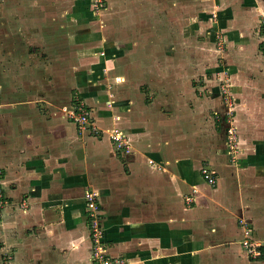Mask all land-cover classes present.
Here are the masks:
<instances>
[{
	"label": "crops",
	"instance_id": "0c3cea01",
	"mask_svg": "<svg viewBox=\"0 0 264 264\" xmlns=\"http://www.w3.org/2000/svg\"><path fill=\"white\" fill-rule=\"evenodd\" d=\"M108 6L110 15L91 22L90 0H0L7 198L0 264H88L90 189L100 195L109 256L131 264H264L242 247L249 231L264 249V0H108ZM213 13L232 40L226 51L237 104L235 161L220 121L219 85L206 78L195 88L188 68L169 67L175 58L186 63L188 40L206 41ZM191 14L196 21L188 24ZM196 22H205L204 32L195 33ZM153 65L162 71L167 65V81L150 80ZM75 95L92 109L98 134L66 116ZM116 126L128 136L130 153L114 148L108 129ZM203 167L217 173L216 186L204 180Z\"/></svg>",
	"mask_w": 264,
	"mask_h": 264
},
{
	"label": "rangeland",
	"instance_id": "374dc122",
	"mask_svg": "<svg viewBox=\"0 0 264 264\" xmlns=\"http://www.w3.org/2000/svg\"><path fill=\"white\" fill-rule=\"evenodd\" d=\"M95 1L96 0H90V11H91L92 16H93L92 18H96V19H92L93 21H91V22H101L98 20L99 17H101L102 15L104 16L106 14L110 15V13H108L110 10V8H108L109 7L108 6V0H106L107 4L105 5V7H100L98 10L95 7L96 6ZM138 1H141V0H138ZM218 15H219L218 13L212 14L211 19H212L214 28H213V31L211 30L212 32L209 33L208 37L210 39L206 36V39H205L206 41L204 43H201V44L199 42L195 43L193 38L188 40L189 42L186 43V49L188 51L189 56H187V59L185 60L186 63L178 65V60H177L178 58H175V59H172L169 67H171V72L174 71L173 67H176V66H178L177 70H179V72H181V70H182V69H180L181 66L188 68L190 70V71L188 70V72H191L189 79L190 80L193 79L195 82V85H197L195 88L205 84L204 81L206 80V78L207 79H209V78L213 79V81H216V83L219 85V89L221 91L222 100H223V104H224V108H225V113L223 114V118H222V120L220 119V121L221 122H223V120L225 121L224 123H222V126L224 127V131H225L224 135L226 138L227 153L231 156V160L235 161L237 154H238V151L240 150L239 137H238L237 128H236V125L234 122L237 104H236V101H235L233 95H231L229 97L223 96V95H225V94H223V92H225V93L227 92L226 93L227 95L229 92L232 93V88L231 87L228 88V87H226V85L224 83H222V82H226V84L231 85V82L229 81V79H230L229 73H231L233 65H231L230 61L228 60V55H227L228 52L226 51V49H227V46H230V44L232 43L231 42L232 40H230L229 38H226L224 36V34L222 33V31L218 28L219 26L217 24L220 23V22H218V21H220L218 19L219 18ZM192 16L193 15L191 14L190 15V21L191 22H187L188 24H193L196 21V20H194L195 18H193ZM125 17H127L126 19L129 20L130 17H132V14L130 13V15H129L127 13V15ZM109 18H111V17H109ZM196 23H198L199 26H197L198 29L196 30L195 33H197V31H199V32L203 31L204 32V29L206 28V26L203 24H205V22L204 23L196 22ZM110 33H111V31H110ZM175 38H176V34L172 33L171 41L173 43H175L176 47H178L177 46V40ZM196 39L198 40V38H196ZM262 43H263V49H264V37H263ZM231 49L232 48L230 47L229 51ZM231 52H232L231 56H233V55L235 56V52L233 50H231ZM166 66L167 65H165V67L163 68V71H162V68L156 70L155 66L153 65V67H152L153 70H151L152 74L150 76V78H151L150 80L153 79V81H155V79H159L161 82V78L163 77V79L165 81H167L170 75L166 74L165 76H163L164 75L163 72L167 71ZM196 71L197 72L200 71L202 76H197ZM176 74L178 75L177 72H176ZM173 75L174 74H171L172 78H173ZM189 79L187 78L185 80L187 88L190 87ZM160 84L162 85V83H160ZM222 84H224L225 87H224V85L222 86ZM193 88L194 87H192V89H191L192 91H194ZM166 93H168V92H166ZM205 93L207 94L209 92L207 90L202 91L201 95H206ZM79 101L81 103L84 102L78 95H75L71 107H74V105H78L80 103ZM228 105H232L233 107L230 109ZM67 110H69V107H67L65 109V111H67ZM86 111L88 112V115L90 114L91 120H89L88 123L85 124V127L87 128L88 131H91L93 129V127H96L98 129L99 128L98 124L93 120L92 109L90 107H87ZM65 113H68V112H65ZM108 130H111V129H108ZM214 176H215V178H218V175L216 172L214 173ZM216 185H217V183H216ZM0 213H1V210H0ZM239 223L241 225L246 224L243 222V220L242 221L239 220Z\"/></svg>",
	"mask_w": 264,
	"mask_h": 264
},
{
	"label": "built area",
	"instance_id": "2783aa9c",
	"mask_svg": "<svg viewBox=\"0 0 264 264\" xmlns=\"http://www.w3.org/2000/svg\"><path fill=\"white\" fill-rule=\"evenodd\" d=\"M96 9L98 10L100 7H105L107 4L106 0H96ZM105 9V8H104ZM226 85V87H230V85L226 84V82H222ZM222 84V86L224 85ZM224 85V87H225ZM227 93V92H226ZM223 92V96H231L232 93H228V95ZM80 102V101H79ZM84 103V102H83ZM79 103L78 105H74V107H70L66 112V116L73 121L81 130H86L85 124L91 120L90 114L86 111L87 105ZM86 106V107H85ZM231 109L233 106L228 105ZM234 111V110H233ZM71 113V114H70ZM231 123V122H230ZM93 133L98 134L100 131L93 127L91 130ZM108 134L110 140L113 143L114 148L118 152L122 153H130L131 144L128 136L125 132L119 128L118 126L111 128L108 130ZM215 171L203 167L202 168V176L204 180L208 182L209 185L215 186L217 183V178L214 176ZM100 195L97 191L90 189L87 190L84 194L85 206L88 215L89 229H90V237L92 242V253L91 258L88 264H131L124 257H112L107 254V245L105 241V227L103 225L102 218V210L100 204ZM7 198L5 196V187L3 186L2 181V171L0 169V210L3 209L4 205L7 203ZM194 197L190 196L187 198L188 202H192ZM250 232L247 231L246 238L242 241V247L244 248L246 254L251 258H257L261 255V249L259 246L252 240Z\"/></svg>",
	"mask_w": 264,
	"mask_h": 264
},
{
	"label": "trees",
	"instance_id": "16d2710c",
	"mask_svg": "<svg viewBox=\"0 0 264 264\" xmlns=\"http://www.w3.org/2000/svg\"><path fill=\"white\" fill-rule=\"evenodd\" d=\"M258 259H264V249L262 248V251H261V255L259 257H257ZM252 259H256V258H252Z\"/></svg>",
	"mask_w": 264,
	"mask_h": 264
}]
</instances>
